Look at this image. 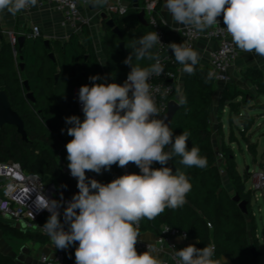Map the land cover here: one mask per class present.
I'll list each match as a JSON object with an SVG mask.
<instances>
[{
  "label": "clouds",
  "instance_id": "obj_1",
  "mask_svg": "<svg viewBox=\"0 0 264 264\" xmlns=\"http://www.w3.org/2000/svg\"><path fill=\"white\" fill-rule=\"evenodd\" d=\"M94 2L102 6L107 0ZM37 3L38 0H0V12L7 10L15 15ZM165 9L173 25L201 32L218 28L226 31L242 52L264 58V0H165ZM220 16L226 27H220ZM175 30L180 31V27ZM158 43L159 34L153 31L126 46L131 52L124 63L131 70L124 83H97L103 78L89 77L93 83L79 89L83 121L75 115L65 118L72 125L67 129L72 139L65 145L68 169L77 179L79 191L64 207V223L59 211L62 199L37 194L34 203L38 210L50 213L41 229L55 249H67L78 242L75 264H166L150 244L146 251L137 252L140 222L153 220L166 209L175 210L187 202L192 184L184 171L173 172L165 166L169 160L179 156L186 168L207 167L199 148L188 147L190 133L183 131L174 137L166 117L158 118L160 110L149 83L151 77L163 74L159 55L151 51ZM168 48L183 72L195 73L200 61L197 50L175 42ZM145 59L154 63L146 67L133 63ZM215 75L209 71L207 79ZM129 163L135 164L140 173L120 175L109 183L86 176L88 171L101 174L113 165L125 168ZM154 163L161 167L153 168ZM65 224L69 226L67 231ZM21 227L26 229L28 225ZM167 231L169 228L163 232ZM173 249L176 264H227L223 256H216L214 244Z\"/></svg>",
  "mask_w": 264,
  "mask_h": 264
},
{
  "label": "trees",
  "instance_id": "obj_2",
  "mask_svg": "<svg viewBox=\"0 0 264 264\" xmlns=\"http://www.w3.org/2000/svg\"><path fill=\"white\" fill-rule=\"evenodd\" d=\"M137 14L138 11L134 8H128L123 15L113 16L116 26L122 33L121 38L106 26V35L101 44L107 61L110 83L123 84L131 70L130 66L124 63L131 52L126 46H130L139 37L153 32L149 24L144 26L138 21ZM165 34L171 40L166 28ZM86 38L87 47L81 44L78 37L72 36L64 44L49 43L47 49L45 41L40 36L25 37L22 47H19L18 43L12 46L0 34L2 43L0 91L6 92L12 109L22 118L27 134V141H24L14 126L0 127V160L17 162L26 172L36 173L45 180H51L57 194L70 200L79 191L77 182L69 180L62 173L59 158L68 164L67 151L63 146L72 139L67 134V129L72 125L67 124L65 118L75 115L81 121L84 119V114L78 111L73 100V91L77 86H90L93 82L89 77L94 75L103 78L96 81L97 83L107 82L88 33ZM174 40L180 43L176 38ZM121 41L124 43V49L119 47ZM151 51L155 55L154 48ZM50 53L56 56L55 61L49 57ZM133 63L146 67L154 61L134 60ZM21 64L23 68L20 67ZM195 67L196 71L192 75L184 72L180 106L170 128L173 129L174 137L183 131L190 133L188 147L199 148L200 155L207 159V167L186 168L180 163L179 156L169 160L165 166L172 168L173 172L180 169L189 177L192 188L187 194V202L178 209H166L153 220H141L138 231L159 234L161 226L168 225L185 232L188 245L194 244L197 248H203L207 244H214L217 257L228 258L232 264H253L251 248L263 250L264 244L262 247L259 246L255 238L252 195L251 190L246 188L249 172L244 171L242 174L239 172L234 152L230 147L223 143L220 149H217L213 145L211 106L217 86L213 78L207 79L210 71L208 66L198 63ZM244 76L256 90V95L243 94L231 83L224 85L216 107V116L219 120L227 104L231 113L239 118L242 109L257 97L264 96V73L249 68L244 72ZM25 82L28 83L29 92L33 94L34 102L26 98ZM240 119L244 121L243 127L239 129L242 138L248 145V150L256 155L257 145L247 138V132L253 125V118L242 115ZM230 121L232 123V117ZM230 138L232 142L236 141L233 131ZM218 151L223 154L222 163H218ZM152 167L159 168L161 165L154 163ZM221 169L224 170V174H221ZM123 170L124 168L113 165L110 170H102L101 178L97 181L109 183L123 175ZM130 173L139 174L140 169L132 163ZM224 176L233 188L232 194L224 186ZM235 195L239 196L240 201L247 202V214H244L238 203L233 200ZM49 215L45 214L39 222L45 224ZM248 218L252 219L250 229ZM60 219L61 223H64V219L62 217ZM64 227L68 230L69 226L65 224ZM2 230L21 238L41 237L21 233L0 222V231ZM69 258L72 264H75V253L70 254ZM0 264L18 263L0 250Z\"/></svg>",
  "mask_w": 264,
  "mask_h": 264
},
{
  "label": "built area",
  "instance_id": "obj_3",
  "mask_svg": "<svg viewBox=\"0 0 264 264\" xmlns=\"http://www.w3.org/2000/svg\"><path fill=\"white\" fill-rule=\"evenodd\" d=\"M48 4L56 12L61 14L60 26L65 29L77 31L83 26H89L91 19L80 10L81 5H89L88 0H40V5ZM32 7L22 10L24 13H30ZM145 15L148 24L152 27L153 31L159 34L161 43L154 46L155 55L158 54L162 67L163 74L160 76L151 77L149 83L152 86L153 96L156 101L157 107L160 110L162 117L167 113L168 106L171 102L179 104L182 82L181 77L182 65L176 62L175 57L168 48V44L175 42L170 40L165 34L166 25L162 22L155 13L156 3L147 2L145 5ZM114 12L119 15H123L126 11L125 7L112 8ZM220 21V27H226L223 23V16L218 17ZM180 27V31L175 30L176 37L180 40V43L195 47L197 43L205 42L207 44H213V48L207 53V64L210 71L215 72L213 77L216 85H226L232 82L233 69L236 66L239 58L245 53L239 50L234 44H232L231 37L226 31L221 32L218 28H209L206 31H196L194 29H188ZM22 36L26 38H37L40 36V29L38 26H33L31 32ZM8 42L15 46L18 43V37L14 33H8ZM16 54V52H14ZM81 86L75 87L73 91V100L80 113L82 111V104L79 101V89ZM243 114H240V117ZM66 149L65 146H63ZM218 163L223 162V154L218 151L217 153ZM132 163H129L123 170L124 174H129V168ZM59 166L62 173L65 174L69 180L77 182V179L72 177L68 164L59 158ZM221 174H224V170H220ZM86 176L89 179H100L101 174L95 172H86ZM252 180L251 191H260L264 194V170L254 171L250 173ZM53 185V188H51ZM37 194H44L49 199L63 200V205L60 207V217L63 218L64 207L70 199H64L56 192L54 184L51 180L47 181L43 179L39 174L26 172L21 164L14 161H2L0 160V220L8 222L13 228L20 232L39 235L48 239L52 250L54 251V257L49 258L46 254L42 253L39 257L41 264H71L68 255L74 254L75 249L78 246V242L70 245L67 249H55L50 238L42 231L39 220L45 215L50 214L47 210H38L35 207V199ZM34 217V218H33ZM64 219V218H63ZM27 224L26 229H22L21 225ZM210 227V224H207ZM165 228H169V231L163 232ZM139 229V228H138ZM67 231V230H66ZM187 237L185 232L180 231L177 228L170 227L168 225H162L160 232L153 244L155 253L158 255L167 253L168 258L166 264H176L174 256V249L176 244L172 241L173 237ZM187 241V238L184 239ZM149 243H139L137 248L140 250H147Z\"/></svg>",
  "mask_w": 264,
  "mask_h": 264
},
{
  "label": "crops",
  "instance_id": "obj_4",
  "mask_svg": "<svg viewBox=\"0 0 264 264\" xmlns=\"http://www.w3.org/2000/svg\"><path fill=\"white\" fill-rule=\"evenodd\" d=\"M90 1V4L85 6L81 5L80 10L85 13L90 19H91V24L89 26H83L79 28L77 31H73L70 29H65L60 26V21H61V14L56 12L51 6L48 4L40 5V0H38V3L36 6H33L31 9L30 13H24L23 11L16 13L15 15L7 12V10L0 12V34L4 37L6 41H8V33H14L17 35V37L22 36L23 34L27 35L31 32V29L33 26H38L40 29V37L44 41H49L51 44H64L67 42L72 36H76L80 39L81 44L84 47L88 46L86 34H89V37L92 41L95 53L97 58L99 59V62L102 66L103 72L106 76L107 83H110V79L108 77V72H107V64H106V57L104 55L103 47H102V40L106 35V24L101 15L103 13H106L109 18L113 19V16L116 15L117 13L112 10V8H118V7H125L126 10L128 8H132V3L128 0H107V3L104 5H97L95 4L94 0H88ZM147 2H154L156 3V10L155 13L157 14V17L165 23L166 25V30L171 36V40H174V38L177 39L176 34H175V28L178 27L176 25H173V21L171 19V16L167 13L165 9V0H139V4L141 9L145 8V5ZM119 15V14H118ZM180 41V40H179ZM122 42V41H121ZM2 43L0 39V49H1ZM213 44H207L205 42H200L197 43L194 47L195 50L198 51L200 55V65H206L207 64V53L210 49L213 48ZM124 49V47H123ZM53 54V53H52ZM54 57H56L54 55ZM237 68V69H236ZM256 69L260 70L264 73V58L258 57L253 53H244L239 60L236 63L235 68L233 69V74H235L237 71H246L247 69ZM232 74V75H233ZM184 72L181 71V77L183 78ZM244 80L246 78L244 77ZM248 83L249 81L246 80ZM251 86L252 94L256 95V90L254 87L249 83ZM261 97V96H259ZM257 97V98H259ZM264 97V96H263ZM238 100V99H237ZM258 106H262L264 108V104H257ZM256 104L253 106V103L248 105V107H255L257 106ZM227 107V106H226ZM228 114V125H226L221 119L218 121V124L215 125L216 120H219L216 116V110L215 112H212L211 114V125H212V131H213V145L217 148L220 149L221 145L224 143L226 146L230 147L232 151L234 152V156L236 159V154L233 145L235 143L238 144L239 150L242 152L243 150L241 149L239 138L234 135L236 138V141L232 142L230 135L231 131L234 132V128L236 124L235 122L231 126L230 123V118L235 115L231 113V110L229 108H226L224 110ZM231 114V115H230ZM238 117V116H236ZM246 118L250 117L249 111L246 112ZM238 122H244L241 119L238 120ZM254 123V122H253ZM221 126H220V125ZM253 126V125H252ZM251 126V127H252ZM228 127L230 133L226 137L225 136V129ZM218 130L221 132L218 134ZM249 132V131H248ZM235 133V132H234ZM222 134V135H221ZM224 135V137H223ZM249 138V137H247ZM250 140V138H249ZM251 141V140H250ZM257 145V144H256ZM170 148V146H169ZM246 150L248 153H250L253 157L254 162H256V158L258 155V150L256 148V155H253L249 150H248V145L246 144ZM237 162V160H236ZM248 167V166H247ZM246 167V168H247ZM245 168V171H246ZM249 168V167H248ZM239 169V168H238ZM240 172V171H239ZM225 177V176H224ZM223 177V180H224ZM227 179V177H226ZM49 181V180H47ZM227 183L229 184V189L225 185V180H224V186L227 189L229 193H233V188L231 187L229 180H226ZM256 197V196H254ZM262 197L264 199V195L262 194ZM257 199V197H256ZM251 207H252V202H251ZM253 217V222H254V227H255V221H254V214L252 213ZM248 223H249V229L251 228L252 225V219L248 218ZM140 237H138V242L136 244V249L138 253H142L145 250H140L137 248V245L139 243H149L153 244L158 236V234L151 232V231H139ZM249 237H251V234L249 233ZM36 238V237H35ZM42 238V237H40ZM36 238L37 240H41L43 242H47V246L44 247V250L40 252V254L34 259V258H28L25 260V262L21 263L18 260H15L18 264H41L39 261V257L42 253L46 254L49 258L54 257V251L52 250V247L50 246V243L48 239L43 238ZM255 238L257 239L258 243L262 242L264 243V238H258V235L256 233V227H255ZM172 241L176 244V250H180L188 245V241L182 239V237H173ZM1 252L5 255H8L12 258H14L12 255L6 253L3 249H0ZM262 252V257L259 258L258 264H260V259H264V249L259 250ZM156 254V253H155ZM24 255V254H23ZM159 258L162 260H167L168 255L167 253L158 255L156 254ZM69 257V255H68ZM224 259L227 261V264H232L231 261L228 258ZM70 260V258H69ZM70 263L72 264V261L70 260Z\"/></svg>",
  "mask_w": 264,
  "mask_h": 264
},
{
  "label": "rangeland",
  "instance_id": "obj_5",
  "mask_svg": "<svg viewBox=\"0 0 264 264\" xmlns=\"http://www.w3.org/2000/svg\"><path fill=\"white\" fill-rule=\"evenodd\" d=\"M244 72L245 71L241 70L233 74L231 84H233L236 87V89L241 91L243 94L254 95L251 93L252 92L251 86L246 80H244V77H245ZM216 86H217V90L214 94V99H213V103L211 106L212 112H215L216 110V107L220 100L221 92L224 87L223 84H219V85L217 84ZM252 103H253V106L259 103L264 104V97L261 96L259 98H256L250 104ZM226 106L227 107H225L224 110H226V108L230 109L228 104ZM247 111H249V115L250 117L253 118V122H254L249 132H247V137L250 138L252 143L257 144L258 155L256 158V162H254L252 155L247 152L246 142L245 140H243L242 135L239 131V129L242 128L240 125V122H238L240 117L238 118L236 117V115H234L232 118V123H230V125L232 126L234 122L236 124L235 127L233 126L234 132H235L234 135L236 134V136L239 138L240 146H241V149L243 150L242 152L239 150L237 143L233 145L235 154H236L237 164H238L237 167L239 168L238 170L240 171L241 174L244 173L245 168L247 166L249 167V178L246 181V188L250 190L252 187V180L250 177V173L254 171H259L260 169L264 170V108L258 105L252 108L246 107L245 109L241 110L242 112L241 114H243V116H246L245 113ZM227 117H228V114L226 112H223L221 120L226 125H228ZM218 121L220 120H216L215 125L218 124ZM220 132L221 131L218 130V134ZM224 132H225V136L227 137L230 133L228 127H226ZM224 180L226 182L225 185L229 189L230 187L226 181L227 180L226 177H224ZM251 195H252V201H251L252 202V213L254 214L256 233L258 235V238H264V199L260 191H257V192L251 191ZM254 196H256L257 199ZM0 222L10 228H13L11 224L8 222H5L3 220H0ZM21 233H24V232H21ZM24 234H30V233H24ZM47 244H48L47 242L45 243L39 239L37 240L33 236L27 237V238H21V237L14 236L10 232L7 233V232H4L3 230L0 231V249H3L6 253L12 255L15 260H18L21 263L25 262L27 257L35 259L40 254V252L44 250V247L47 246ZM259 244H260L259 246L262 247L264 243L260 242ZM260 264H264L263 258L260 259Z\"/></svg>",
  "mask_w": 264,
  "mask_h": 264
},
{
  "label": "water",
  "instance_id": "obj_6",
  "mask_svg": "<svg viewBox=\"0 0 264 264\" xmlns=\"http://www.w3.org/2000/svg\"><path fill=\"white\" fill-rule=\"evenodd\" d=\"M132 3V7L138 11L137 14V19L138 21L144 25L147 26L148 22L146 20V15H145V9H141L140 4H139V0H128ZM102 19L105 22L106 26L108 28H110L112 30V32L119 38L122 37V33L120 31V29L116 26L114 20L112 18H109L107 16L106 13H103L101 15ZM25 41V37L24 36H20L18 37V45L19 47H22L23 43ZM45 46L47 49H49V41H45ZM119 47L121 49H123L124 47V43L120 42L119 43ZM49 57L52 59V61H55V57L54 54L50 53ZM21 68H23V65H20ZM58 77V75H56V78ZM27 94H26V98L30 101V102H34V97L33 94L31 92H29V87H28V83L25 82L24 83ZM179 104H177L176 102H171L168 106V110L167 113L165 115L162 116V118H165V123L171 124L174 115L176 114V112L179 109ZM246 114V113H245ZM4 125H11L14 126L16 128V132L21 136V138L24 141H27V134L26 131L24 129V122L22 120V118L19 116V114L17 112H15L10 104L9 98L6 94L5 91L1 90L0 91V127H3ZM241 127H243L244 122H240ZM246 171L249 172V168H246ZM51 188H53V185H51ZM233 200L236 201L238 203L239 208L241 209V211L244 214H247V202L246 201H240V198L238 195H235L233 197ZM251 254H252V260H253V264H258L259 262V258L262 257V253L260 251H257L256 248H251Z\"/></svg>",
  "mask_w": 264,
  "mask_h": 264
}]
</instances>
